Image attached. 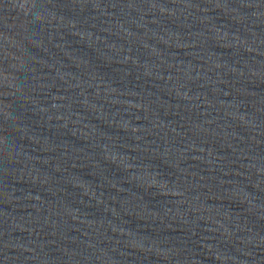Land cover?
Listing matches in <instances>:
<instances>
[{
	"label": "water",
	"instance_id": "1",
	"mask_svg": "<svg viewBox=\"0 0 264 264\" xmlns=\"http://www.w3.org/2000/svg\"><path fill=\"white\" fill-rule=\"evenodd\" d=\"M0 264H264V0H0Z\"/></svg>",
	"mask_w": 264,
	"mask_h": 264
}]
</instances>
